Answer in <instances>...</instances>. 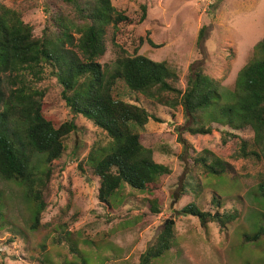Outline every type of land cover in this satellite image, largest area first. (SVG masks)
Instances as JSON below:
<instances>
[{"label":"trees","instance_id":"16d2710c","mask_svg":"<svg viewBox=\"0 0 264 264\" xmlns=\"http://www.w3.org/2000/svg\"><path fill=\"white\" fill-rule=\"evenodd\" d=\"M57 2L68 11H49L40 35L23 21L20 11L0 3V180L15 182L22 189L32 211L28 229H40L50 202L52 164L63 156L67 149L65 140L77 129L72 119L59 122L45 112L50 81L60 87V98L72 117L81 116L102 134L77 162V169L98 179L97 200L108 209L118 191L125 188L145 196L150 215L160 214L162 202L155 193L160 190L161 178L170 173L167 166L154 161L152 150L140 142V132L148 122L160 120L137 102L123 100L122 90L160 107L181 108L183 122L174 131L192 165L189 179L194 180L192 173L196 168L205 180L211 177V183L216 178L235 179L233 167L221 155L261 165L264 175V38L254 46L230 92L221 93L202 66L189 69L181 89L175 68L137 55L142 38L131 52L114 40L120 28L144 22L145 6L140 7L135 21L118 12L111 0ZM109 30L115 58L110 65L100 64ZM146 41L152 46L149 39ZM212 125L224 129V152L202 151L187 157L190 146L182 135H209ZM244 130L252 135L236 134ZM259 178L256 198L264 200V176ZM188 183L173 195V204L183 196L196 194L197 188L203 189L204 182L190 189L186 188ZM3 198L0 192V231L9 226L1 211ZM220 199L215 191L210 203L220 208ZM178 213L196 218L202 228L215 223L219 232L237 218L236 210L231 214L211 213L193 203ZM11 226L13 233L21 235ZM63 227L54 242L59 244L62 240L70 258L76 256L78 261L73 258L62 264H90ZM176 239L175 221L168 219L153 243L140 254L137 264H154L155 259L173 249ZM261 240L264 220L257 231L244 234L242 241L252 244ZM85 245L98 249L90 240ZM42 263L54 264L50 259Z\"/></svg>","mask_w":264,"mask_h":264},{"label":"rangeland","instance_id":"374dc122","mask_svg":"<svg viewBox=\"0 0 264 264\" xmlns=\"http://www.w3.org/2000/svg\"><path fill=\"white\" fill-rule=\"evenodd\" d=\"M0 3L20 11L23 21L34 28L36 35L41 34L49 11H68L57 0H0ZM111 3L118 12L135 21L140 7H146L144 22L120 28L114 40L131 52L142 38L137 55L175 68L181 89L189 69L202 66L217 82L221 93L230 92L254 46L264 38V0H111ZM110 32L106 35L105 53L98 60L100 64L110 65L115 58ZM48 85L45 112L59 122L72 119L77 129L65 140L67 149L63 156L52 164L50 202L39 230L28 229L32 211L19 185L0 180L4 197L1 211L9 224L0 231V264H48L42 263L45 259L54 264L73 258L78 261L76 256L70 258L62 240L59 244L54 242L63 226L90 264H137L140 254L153 243L168 219L175 221L177 239L173 249L155 259L154 264H264V240L252 244L242 241L244 234H252L263 225L264 200L256 198L257 182L264 176L261 165L221 155L233 167L235 179L216 178L211 183L212 178L205 180L199 168L192 173L194 180L189 179L192 165L187 162L174 131L183 122L181 108L160 107L122 90L123 100L137 102L160 120L148 122L140 132V142L152 150L154 161L167 166L170 173L161 178L160 190L155 193L162 202L160 214L150 215L145 196L125 188L118 191L117 200L112 199V207L108 209L97 200L98 179L77 169V162L102 134L81 116L73 118L60 98V87L53 81ZM222 130L212 125L209 135L184 133L182 138L190 146L187 157L202 151L223 153L226 146L221 142ZM236 134L252 135L248 130ZM186 181L188 189L204 182L203 189L197 188V195L183 196L173 204V195ZM208 183L212 185L206 186ZM215 191L221 196L220 208L210 203ZM189 203L211 213L231 214L236 210L237 218L221 232L215 223L202 228L196 218L178 213ZM11 225L21 235L13 233ZM86 240L98 249L86 246Z\"/></svg>","mask_w":264,"mask_h":264}]
</instances>
